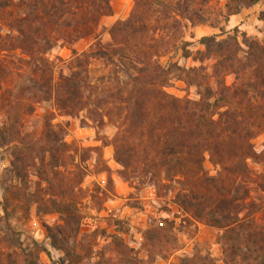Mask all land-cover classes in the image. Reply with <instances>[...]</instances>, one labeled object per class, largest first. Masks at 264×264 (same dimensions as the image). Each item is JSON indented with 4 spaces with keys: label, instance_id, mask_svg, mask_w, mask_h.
<instances>
[{
    "label": "trees",
    "instance_id": "16d2710c",
    "mask_svg": "<svg viewBox=\"0 0 264 264\" xmlns=\"http://www.w3.org/2000/svg\"><path fill=\"white\" fill-rule=\"evenodd\" d=\"M215 1L133 0L128 17L109 28L110 41L95 43L88 51L72 49L68 71L55 79L47 52L59 39L72 41L68 31L80 33L79 37L95 15L109 14V0H0V22L9 30L0 33V81L5 80L1 73L8 61L4 52L19 50L23 57L17 69L29 83L23 90L27 98L49 103L64 115L85 111L99 130L110 122L115 131L108 144L123 177L139 186L153 185L159 197L173 193L171 200L180 210L221 229L225 264H264V217H255L264 206L247 200L251 181L264 190V173L253 175L247 163L264 166V140L259 146L253 142L264 134V41L222 27L230 16L259 0H227L222 9L213 6ZM260 18L264 21V11ZM199 24L218 28L219 33L202 35L198 43L203 48L192 52L184 32ZM3 43L9 46L4 48ZM174 50L198 64L159 62ZM91 59L109 67L101 83L90 77ZM173 73L188 88H195L197 98L166 90ZM14 108L15 100L2 91L0 146L10 150L9 170L22 182L33 168L46 184L50 211L64 221L47 225L48 237L66 259L79 264L83 247L77 234L83 216L78 203L87 171L84 163L93 151L94 168L101 165L96 170L106 173L109 168L102 162L99 146L78 150L65 141L63 125L54 122L53 110L46 111L41 129L27 131ZM206 154L215 173L205 166ZM107 184H111L109 176ZM25 185L11 187L13 199L25 200ZM9 207L4 197L0 264H45L36 242L31 249L24 246L20 232L11 225ZM172 228L166 219L150 226L144 232L146 245ZM106 263L101 254L92 264ZM177 264H215V260L195 252Z\"/></svg>",
    "mask_w": 264,
    "mask_h": 264
},
{
    "label": "rangeland",
    "instance_id": "374dc122",
    "mask_svg": "<svg viewBox=\"0 0 264 264\" xmlns=\"http://www.w3.org/2000/svg\"><path fill=\"white\" fill-rule=\"evenodd\" d=\"M226 2L227 0H216L213 6L222 9ZM109 3L111 8L109 14L95 15L88 29H83L79 37L76 35L80 33L68 31L67 36H70L72 41L63 42L59 39L47 52L46 57L53 66L55 79L58 78L59 72L68 71L67 67L73 61L72 49L77 52L88 51L95 43L109 42L108 31L111 25L127 18L133 7V0H109ZM262 11H264V0H259L257 4L243 8L238 14L230 16L226 23H222V27L224 31L237 28L239 33L264 41V21L260 18ZM8 31V28L0 22V33L6 34ZM216 33H219L218 28L209 24H199L188 26L184 38L190 42L188 48L194 52L203 48L198 43L202 35ZM55 36L56 33L51 35V37ZM2 46L7 48L9 45L3 43ZM4 53L8 61L5 62L7 65L2 67L1 75L3 78L5 76V80L0 81V93L5 91L6 98L15 100L13 114L20 115L24 128L27 131H38L44 122L46 111L53 110L54 122L63 125L65 141L78 150L83 147L99 146L102 162L109 168L108 173L96 170L101 165L94 168L97 154L93 151L89 153L90 158L84 163L87 171L80 184L83 197L78 203L83 216L77 234V241L79 240L83 247L81 251L83 259L79 264H92L101 254L104 260H107L106 264H177L181 257L195 252L209 254L214 258L215 264H225L220 240L221 229L194 219L180 210L171 200L173 193L159 197L153 185L139 186L134 179L127 180L120 174L121 166L114 160L113 146L108 144L115 131L110 122L107 121L104 128L99 130L86 116L85 111H80L75 116L64 115L61 111L52 108L49 103L30 100L23 91L29 83L26 81V76L18 75L21 71L17 69L19 57H23V54L19 50ZM174 61L185 67L198 64L191 57H181L178 50L159 58V62L163 65ZM108 71L109 67L103 65L101 61L90 60L89 74L92 80L101 83L107 78ZM166 90L177 96L187 95L197 98L195 88L192 86L188 88L175 73L170 76V85ZM263 140L264 134H259L253 142L259 146ZM79 153L74 155L76 160L79 159ZM10 162V150L0 146V216L3 215L2 201L7 197L10 204L8 210H11L13 216L11 225L20 232L24 246L31 249L32 243L36 242L41 249L40 260L45 264H73L66 259L63 251L51 244L48 237L46 226L63 224L64 221L62 215L50 211L51 204L46 200L48 198L46 184L39 180L33 168L27 170V176L22 182L16 179L9 170ZM247 163L253 175L264 173L263 165L251 160H247ZM205 166L211 173H215L216 167L209 162L207 154ZM107 176L111 178L110 185L107 184ZM262 178L257 179H262L264 182V174ZM23 182L26 184L27 197L24 201L13 199L11 187L20 188L24 185ZM256 182L249 183L252 190L247 200L264 206V190L259 188ZM40 198L43 201L40 202ZM37 200L39 203L36 202ZM255 217L257 219L264 217L263 208L255 214ZM164 219L172 222V230H168L169 234L165 236L160 235L154 243L146 245L145 230L150 226L161 225ZM3 225L0 221V228ZM0 245H2L1 241ZM124 249H127V254H122Z\"/></svg>",
    "mask_w": 264,
    "mask_h": 264
}]
</instances>
